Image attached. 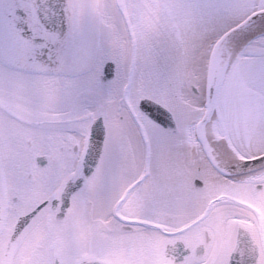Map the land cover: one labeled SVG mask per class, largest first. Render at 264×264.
<instances>
[{
  "label": "snow or ice",
  "instance_id": "obj_1",
  "mask_svg": "<svg viewBox=\"0 0 264 264\" xmlns=\"http://www.w3.org/2000/svg\"><path fill=\"white\" fill-rule=\"evenodd\" d=\"M0 264H264V0H0Z\"/></svg>",
  "mask_w": 264,
  "mask_h": 264
}]
</instances>
